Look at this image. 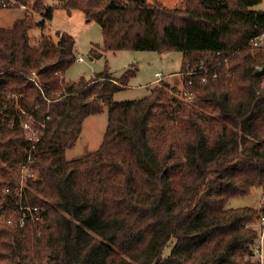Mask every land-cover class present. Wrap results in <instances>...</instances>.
Returning a JSON list of instances; mask_svg holds the SVG:
<instances>
[{
    "label": "trees",
    "instance_id": "16d2710c",
    "mask_svg": "<svg viewBox=\"0 0 264 264\" xmlns=\"http://www.w3.org/2000/svg\"><path fill=\"white\" fill-rule=\"evenodd\" d=\"M4 1L32 3L44 20L25 15L0 28V215L21 199L42 220L20 227L9 215L0 223V264H262L253 223L264 207L227 204L253 188L264 193V46L250 45L264 34V11L253 9L263 0H185L182 8L59 0L101 26L106 52H181V73L216 65L217 52L230 56L216 81L184 78L192 103L163 79L143 98L115 101L134 68L67 81L75 38L57 31V41L30 43V29L45 27L54 7ZM105 109L100 148L67 160L86 118ZM25 119L35 139L25 136ZM20 165L36 176L17 192L10 169Z\"/></svg>",
    "mask_w": 264,
    "mask_h": 264
},
{
    "label": "rangeland",
    "instance_id": "374dc122",
    "mask_svg": "<svg viewBox=\"0 0 264 264\" xmlns=\"http://www.w3.org/2000/svg\"><path fill=\"white\" fill-rule=\"evenodd\" d=\"M159 1L168 8H182L185 0H148ZM53 9V17L51 20L45 19V27L34 26L29 31L31 45H37L40 40L50 38L57 41V31L67 32L76 40L75 53L76 56H81L84 61L76 62L66 72L65 78L67 81L78 82L82 78L91 80L93 76L108 69V71L116 78L131 69H137L136 75L130 80L126 89L117 92L114 95L115 101H127L140 99L149 94L150 89L156 87L159 82H155L156 73H163L164 82H168L172 87H176L174 93L177 97L183 98L188 103H192L186 96L188 93L184 88V77L181 73L184 55L177 51L154 52V51H104L103 50V33L101 26L95 21L88 22L85 14L80 10H72L68 12L60 6L59 0H44ZM15 7L0 9V28H10L17 19L25 17L30 18L34 24L42 22V15L33 10V5L30 3L28 7L20 4H15ZM254 10L264 11V0L256 5ZM96 49L102 54L101 57L93 59L92 50ZM28 119V118H27ZM108 124V114L105 111L98 115H91L86 118L83 124V130L74 147L66 151L65 157L67 160H73L84 155L97 151L103 141ZM24 134L27 138L35 139L39 131L35 129L33 123L26 119L22 123ZM10 174L15 178L14 188L20 192L27 184L29 178L35 177L29 167L23 165L18 166L17 170H11ZM9 186H6L5 192ZM228 208L252 207L260 209L264 207V193L260 188H253L251 192L244 197L232 198L228 204ZM18 218L17 208H13L8 212L0 215V223L6 221L7 216ZM9 216V218H10ZM8 222V221H7ZM9 223V222H8ZM261 221L256 220L253 223L255 228L260 231V241L258 246L259 256L262 264H264V234L262 235ZM15 225V224H13ZM165 249L167 255L172 247Z\"/></svg>",
    "mask_w": 264,
    "mask_h": 264
},
{
    "label": "built area",
    "instance_id": "2783aa9c",
    "mask_svg": "<svg viewBox=\"0 0 264 264\" xmlns=\"http://www.w3.org/2000/svg\"><path fill=\"white\" fill-rule=\"evenodd\" d=\"M9 1L14 3V4L16 3L13 0H9ZM2 5H3V8H6L7 7L6 1L3 0ZM250 45L253 48H259V47L264 46V34H261L255 38H253L250 41ZM214 57H215V59L221 58L222 60H219L218 63L216 65H213V66H209V65H206L205 63H201L200 65H198L194 68H188L184 72H182V76L185 79H187V83L189 85H192L194 83L195 79L199 80V82L202 84H207V83H209L210 80H214V81L218 80L219 70H220V68L228 65L229 60H230V56H228V55L225 56L223 53L217 52ZM77 61L83 62L84 59L81 56H79V57H77ZM155 76L157 78L155 80V82H159L160 80L163 79V73L162 72H157ZM263 82H264V77H263ZM186 96L191 101L194 98L192 93H187ZM9 190L10 189H7V191H9ZM21 190H20V192H21ZM19 196L22 198L21 194H19ZM17 212H18V220L15 221L14 217L10 216L9 221H8L9 223H11V224L15 223L20 227H24L28 222L38 223V222H41V220H42L40 208L38 206H32L28 203L22 202L21 199L18 202ZM260 221L262 223L261 226L263 228L262 235H261V237H262L264 234V215L260 218Z\"/></svg>",
    "mask_w": 264,
    "mask_h": 264
},
{
    "label": "water",
    "instance_id": "95a60500",
    "mask_svg": "<svg viewBox=\"0 0 264 264\" xmlns=\"http://www.w3.org/2000/svg\"><path fill=\"white\" fill-rule=\"evenodd\" d=\"M261 70H262V68H261Z\"/></svg>",
    "mask_w": 264,
    "mask_h": 264
}]
</instances>
